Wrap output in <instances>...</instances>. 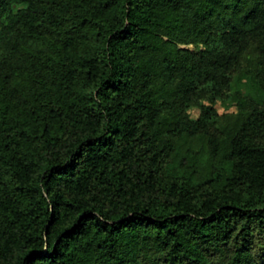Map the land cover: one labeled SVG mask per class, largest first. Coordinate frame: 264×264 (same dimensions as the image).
<instances>
[{"label": "trees", "instance_id": "1", "mask_svg": "<svg viewBox=\"0 0 264 264\" xmlns=\"http://www.w3.org/2000/svg\"><path fill=\"white\" fill-rule=\"evenodd\" d=\"M242 76L264 0H0V264H264Z\"/></svg>", "mask_w": 264, "mask_h": 264}, {"label": "rangeland", "instance_id": "2", "mask_svg": "<svg viewBox=\"0 0 264 264\" xmlns=\"http://www.w3.org/2000/svg\"><path fill=\"white\" fill-rule=\"evenodd\" d=\"M232 89L234 92L242 95H252L257 100L264 99V94L258 90L255 84L246 76L235 78L233 81ZM230 103L225 104V107H228ZM217 109L219 112H222V106L217 104ZM189 115L191 118L195 119L198 117V111L196 109L189 110Z\"/></svg>", "mask_w": 264, "mask_h": 264}]
</instances>
